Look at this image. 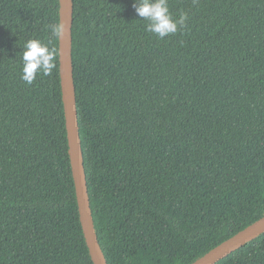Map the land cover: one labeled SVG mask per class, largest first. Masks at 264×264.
I'll list each match as a JSON object with an SVG mask.
<instances>
[{"label":"trees","instance_id":"trees-1","mask_svg":"<svg viewBox=\"0 0 264 264\" xmlns=\"http://www.w3.org/2000/svg\"><path fill=\"white\" fill-rule=\"evenodd\" d=\"M74 0L73 65L95 228L109 264H192L264 216V0ZM60 0H0V264H94L57 67L21 79ZM216 264H264V233Z\"/></svg>","mask_w":264,"mask_h":264},{"label":"water","instance_id":"water-1","mask_svg":"<svg viewBox=\"0 0 264 264\" xmlns=\"http://www.w3.org/2000/svg\"><path fill=\"white\" fill-rule=\"evenodd\" d=\"M61 20L67 24L68 28L66 35L59 39L61 86L69 155L75 181L80 219L94 264H109L95 228L78 118L77 90L73 65L74 0H60ZM263 233L264 216L212 248L192 264H216Z\"/></svg>","mask_w":264,"mask_h":264},{"label":"clouds","instance_id":"clouds-1","mask_svg":"<svg viewBox=\"0 0 264 264\" xmlns=\"http://www.w3.org/2000/svg\"><path fill=\"white\" fill-rule=\"evenodd\" d=\"M134 8L140 20L147 21L145 30L159 39L175 34L186 26L188 14L182 12L174 17L168 0H135ZM67 24L60 22L48 25L49 37L27 39L22 46L21 79L31 85L38 75H51L57 67L56 49L51 47L54 38H63L67 33Z\"/></svg>","mask_w":264,"mask_h":264}]
</instances>
